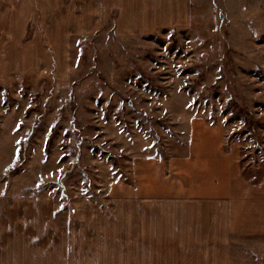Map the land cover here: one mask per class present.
<instances>
[{
	"label": "rangeland",
	"instance_id": "obj_1",
	"mask_svg": "<svg viewBox=\"0 0 264 264\" xmlns=\"http://www.w3.org/2000/svg\"><path fill=\"white\" fill-rule=\"evenodd\" d=\"M75 1L32 10L20 41L0 22V264H129L147 179L194 134H224L264 176V0H188L146 35ZM163 242L156 260L191 253Z\"/></svg>",
	"mask_w": 264,
	"mask_h": 264
},
{
	"label": "crops",
	"instance_id": "obj_2",
	"mask_svg": "<svg viewBox=\"0 0 264 264\" xmlns=\"http://www.w3.org/2000/svg\"><path fill=\"white\" fill-rule=\"evenodd\" d=\"M76 1L86 4L82 10L97 20L96 27L115 14L116 31L125 35L181 25L188 7V0ZM2 3L7 5L0 22L8 20L7 35L13 41L23 38L32 10L57 6V0H0V11ZM237 151L234 145H224V134H194L189 154L176 162L177 169L161 184L147 179L146 210L135 213L137 226L141 224L136 233L141 234L132 242L129 264H264V176L245 177ZM155 235L164 240L158 249L191 253L156 260ZM171 236L178 241H169ZM239 244L235 248L242 255L234 258L233 245Z\"/></svg>",
	"mask_w": 264,
	"mask_h": 264
}]
</instances>
